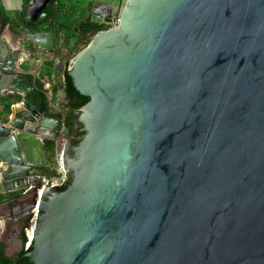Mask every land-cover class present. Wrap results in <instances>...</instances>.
<instances>
[{"label": "water", "instance_id": "water-1", "mask_svg": "<svg viewBox=\"0 0 264 264\" xmlns=\"http://www.w3.org/2000/svg\"><path fill=\"white\" fill-rule=\"evenodd\" d=\"M87 8L86 23L105 28L55 58L90 97L80 143L55 142L68 90L56 85L50 98L15 64L40 47L58 54L54 28L41 29L58 0H29L20 47L4 50L13 66L0 63V105L11 103L0 116V194L23 189L0 200V235L11 205L30 222L40 190L32 264H264V0ZM47 141L72 175L66 189L44 184Z\"/></svg>", "mask_w": 264, "mask_h": 264}, {"label": "crops", "instance_id": "crops-1", "mask_svg": "<svg viewBox=\"0 0 264 264\" xmlns=\"http://www.w3.org/2000/svg\"><path fill=\"white\" fill-rule=\"evenodd\" d=\"M88 1L89 0H58V13L56 14V20L54 22H48L41 27V29L46 31L54 28L56 32L55 47L59 51L58 54H48L43 47H40L37 51L40 53L41 57L33 55L35 59L30 58L25 61L27 56H24L22 59H18L15 62L16 65L18 64L20 70L26 72L30 77L34 76L32 79H40L44 83V88L46 90L49 86H52L54 89L56 85H58V88L61 90L65 85L63 79L64 74L55 70L56 56L65 55L67 58H70L81 51L89 42L90 38L84 36L85 32L93 30L89 24H84V20L89 14L87 8ZM28 4L29 0H0V63L7 64L9 68H12L13 65H8L9 59L3 56L5 54L4 50L6 49V46L10 49L20 47V44L18 43L19 34L16 29L13 28V19L16 14H19L21 11L26 9L27 12ZM102 26L105 27V25ZM61 27L66 28L60 32L61 38L59 40L57 38V31ZM72 29H74L73 31L76 35H73V37L71 36L70 41L67 43L64 41L65 37L72 33ZM23 47L24 52H30L32 50L29 42L23 43ZM54 97L56 99L59 98V96ZM1 98H3L4 101L7 100L4 97H0V99ZM8 115H10V112L7 111V108H2L0 105V116L3 118V121H7ZM21 189H23V187H19L16 184L3 189L0 194V200H5L8 195L16 194V192H19ZM18 199L23 203L24 198L19 197L17 200ZM11 207H13V205H11ZM6 229L4 223L0 235V243L3 240L6 241L9 246L5 251V255L14 260L17 257L16 255L18 251L22 248V244L17 240L13 241L12 238L8 239L7 237H3V235L6 234Z\"/></svg>", "mask_w": 264, "mask_h": 264}, {"label": "trees", "instance_id": "trees-1", "mask_svg": "<svg viewBox=\"0 0 264 264\" xmlns=\"http://www.w3.org/2000/svg\"><path fill=\"white\" fill-rule=\"evenodd\" d=\"M25 15H26V9L24 11H21L19 14H16V16L13 19V28L19 29L21 26L25 23ZM66 28V27H61L57 31V38L60 40L61 38V31ZM100 24H95L93 25L92 29L97 32L101 29H104ZM59 35V36H58ZM71 36H66L65 40L67 43L70 41ZM65 77V85L64 87L68 90L70 97H71V108L67 112H59L58 116L63 118L66 124L67 129L70 131L71 134H73L75 131L78 130L76 127V123L78 121L79 115H80V109L82 106H84L90 99L89 96L84 95L80 93L77 88L74 85L73 79L69 74V70L66 69V71L63 73ZM31 78H34V76H31ZM34 80V79H33ZM35 84L46 94L47 90L44 88V83L40 79H35ZM48 104V102H47ZM11 103L6 105L7 111H11ZM49 152L52 156L56 154L55 150V144H51L49 147ZM71 181V174H69V179L68 183ZM60 186L59 188L61 189H66L68 185ZM14 261L11 258H8L4 251L3 248H0V264H13ZM24 264H30L29 259H27V262Z\"/></svg>", "mask_w": 264, "mask_h": 264}, {"label": "flooded vegetation", "instance_id": "flooded-vegetation-1", "mask_svg": "<svg viewBox=\"0 0 264 264\" xmlns=\"http://www.w3.org/2000/svg\"><path fill=\"white\" fill-rule=\"evenodd\" d=\"M84 24H87L86 23V18L84 20ZM93 25H95V23L92 20L91 23L89 24V26L93 27ZM91 31H93V30H91ZM64 84H65V81H64ZM69 110H70V108L66 109L64 111H61V112H67ZM55 113L58 115L59 111H55ZM64 123H65V121H64ZM76 127L78 128V130L75 131L73 134H71L70 131L67 129L66 124H65V127H64L63 131L59 132L57 134V138H56L55 142L56 143L60 142V143H64V144H66V143H72V144L80 143L83 140L85 133L83 131V127L84 126H83L82 123H80L79 118H78V121L76 123ZM47 142H46V147L49 149L50 145L53 142H51V143H49V142L47 143ZM56 143H53V144H55V147H56ZM40 171H41V173H45V174L51 176L50 168L48 166V161H47L46 166L41 168ZM71 181H72V175H71ZM69 184L70 183H68L67 185H69ZM27 202H28V198H24V201H23L22 205L25 206L27 204ZM15 208H17V207H14V205H13V208H11V213L13 212L11 216H13V218L11 220H9V227L6 230V234L3 235V237H7L8 239L12 238L13 241L17 240L18 242H20L22 244V248H20V250L18 251V253L16 255L18 258L16 257V259L13 260L14 261L13 264H24L25 262H27V259H29V261H30V258L27 256V253L31 250L32 247L30 249H28V250L25 249L27 223H25L23 218L15 216L14 210H13ZM8 246L9 245L4 240L0 243V248H3L4 253L7 250ZM30 264H32L31 261H30Z\"/></svg>", "mask_w": 264, "mask_h": 264}, {"label": "built area", "instance_id": "built-area-1", "mask_svg": "<svg viewBox=\"0 0 264 264\" xmlns=\"http://www.w3.org/2000/svg\"><path fill=\"white\" fill-rule=\"evenodd\" d=\"M120 18L117 17V19L111 23V25H117L119 24ZM73 62V59H71L68 63V67H71ZM65 81V77L63 78ZM53 87L49 86L47 88L48 94H50V98H55L53 94ZM58 160V168H57V173L58 175L56 176H48L44 178V184L45 185H50V186H56L60 187L68 182L69 178V172L66 170L64 161H63V154H60L57 158ZM40 206H41V191L39 190V197L37 200V203L35 207L33 208V216L30 220V222L26 226V242H25V249L28 250L33 246L34 239H35V232L37 229V224L39 220V214H40Z\"/></svg>", "mask_w": 264, "mask_h": 264}, {"label": "rangeland", "instance_id": "rangeland-1", "mask_svg": "<svg viewBox=\"0 0 264 264\" xmlns=\"http://www.w3.org/2000/svg\"><path fill=\"white\" fill-rule=\"evenodd\" d=\"M105 1H108V2L110 1V2H114V3H118L119 2V0H105ZM73 30L74 29H72V33L69 36L73 37V35L74 36L76 35ZM89 41H90V39H89ZM47 158H48V166L50 168L51 176H55V175L57 176L58 175V173H57V168H58V161H57L58 159L57 158H58V155L55 154L54 156H52L50 154V152H49L48 155H47Z\"/></svg>", "mask_w": 264, "mask_h": 264}]
</instances>
